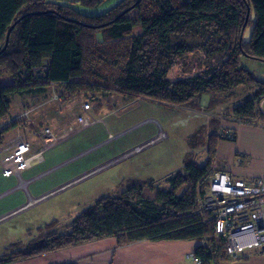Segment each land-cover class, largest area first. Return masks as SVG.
Masks as SVG:
<instances>
[{
    "label": "trees",
    "instance_id": "16d2710c",
    "mask_svg": "<svg viewBox=\"0 0 264 264\" xmlns=\"http://www.w3.org/2000/svg\"><path fill=\"white\" fill-rule=\"evenodd\" d=\"M100 1L82 2L95 7ZM136 1L120 0L103 14L87 15L64 3L0 0V125L7 123L12 97L35 96L47 88L53 89L50 96L61 89L65 100L88 95L95 102L101 95L117 93L128 100L146 98L191 108H198L195 99L203 96L211 108L249 89L251 94L232 109L231 117L241 122L264 119L256 110L264 83L241 63L243 57L264 62V0ZM250 8L254 20L246 21ZM17 20L4 48L6 33ZM248 26L252 31L244 41L242 32ZM199 48L209 55L227 50V59L205 77L169 82L166 77L175 60ZM218 118L207 122L216 126L204 143L205 164L184 162L182 171L167 178L164 189L129 180L120 193L102 197L81 212L65 233L51 232L53 221L39 229L35 241L23 247L10 244L0 264L104 238H114L117 247L195 241L199 245L193 254L200 264L229 261L223 239L214 233V221L196 205L208 190L209 177L220 171L213 167L221 139ZM17 123L0 127V144Z\"/></svg>",
    "mask_w": 264,
    "mask_h": 264
},
{
    "label": "rangeland",
    "instance_id": "374dc122",
    "mask_svg": "<svg viewBox=\"0 0 264 264\" xmlns=\"http://www.w3.org/2000/svg\"><path fill=\"white\" fill-rule=\"evenodd\" d=\"M119 2L120 0H102L95 6V10H86L82 7L78 10L87 15H100ZM247 33L248 29L244 38ZM203 53L205 52L199 48L180 56L175 60L166 79L174 82L195 76L205 77L210 69L222 65L227 59L224 55L228 52L222 50L210 55ZM241 63L252 77L264 83V62L243 57ZM49 93L50 91L47 90L31 98L44 100L48 98ZM250 94L251 90L246 89L211 108H207V96H203L199 101L195 99L198 108H195L196 105H193L194 108L189 105L166 106L146 98L128 100L117 93L101 95L99 101L95 102L88 95L69 98L73 101L72 105L65 106L62 112L55 115L57 118L54 119V125L45 121L43 126H49L55 133V130L65 129L75 121V112L79 108L77 104L83 105L87 102L99 108L97 114L92 115L94 118L99 117L100 120L47 149L42 155V161L35 163L32 170L30 168L21 174V179L27 181L47 171L27 184L26 189L18 188L20 180L15 176L5 175L0 167V257L10 244L16 243L23 247L35 241L39 229H44L53 221L55 226L51 232L65 233L66 227L81 212L92 207L102 197L117 195L123 190V183L127 184L129 180L148 182L164 189L167 186V178L182 171L184 162L205 164L207 156L204 143L208 133L216 126L213 123L211 127L207 125L209 118H218L220 115L231 117L232 109L241 105ZM15 97L11 98L10 116L15 115L16 108L13 103L16 107L20 104L22 106L30 98L27 95L17 99ZM6 124L8 122L1 124L0 127ZM233 126L236 132L240 128L259 126L264 128V119H256L253 122L234 121ZM39 128L40 126H37L32 132H19L15 136L20 135L24 140L30 139L29 142L31 141L30 144L33 146L38 143L36 139L41 140L38 134ZM14 132L11 130L6 134L7 139L1 144L6 145L12 140L15 137ZM157 136L162 137L156 139ZM234 137L236 138L235 134ZM153 139L154 141L143 147L140 152L107 167H100ZM227 142L231 141L227 140ZM221 143L220 140L219 144ZM40 146L39 144L35 150L39 151ZM227 151L228 154H233L235 150L226 149ZM236 154L238 153H235L234 158L238 159ZM244 160L242 162L235 160L234 164L242 166ZM227 164L228 157L226 161L215 158L213 167L230 175L233 174V177L238 179L250 180L259 177L252 175L257 174L256 172L249 173L247 178L242 175V171L240 175H236L233 168L227 167ZM95 169H97L95 173L72 182ZM247 169L246 172H249L253 167L251 170L250 167ZM220 264H263V260L255 255L248 259L230 258L229 261Z\"/></svg>",
    "mask_w": 264,
    "mask_h": 264
},
{
    "label": "built area",
    "instance_id": "2783aa9c",
    "mask_svg": "<svg viewBox=\"0 0 264 264\" xmlns=\"http://www.w3.org/2000/svg\"><path fill=\"white\" fill-rule=\"evenodd\" d=\"M59 99L58 93L53 91L51 100L58 101ZM82 109L86 114L77 115L75 121L59 133H54L49 126H40L38 134L41 139V147L39 151L34 150L30 142L24 140L20 135L15 136L8 143L6 142V145L0 144V167L3 173L7 176L17 177L20 180L17 187L24 189L27 184L47 173L46 171L27 181L21 179V174L24 171L42 161V155L47 149L99 121L88 113L92 109L89 102L83 104ZM256 110L264 118V97L257 103ZM28 114L29 111H26L21 117ZM220 134L221 139L231 140L234 133L225 128L221 130ZM153 141L154 139L147 141L100 167H107L134 155ZM96 171L97 169L92 170L72 182ZM196 205L198 212L209 214L214 221V233L223 239L225 254L229 258L248 259L250 256L258 255L264 264V168L262 176L250 180L235 179L225 171L215 172L208 179L206 194L197 199ZM191 259L194 264H200L196 256H191Z\"/></svg>",
    "mask_w": 264,
    "mask_h": 264
},
{
    "label": "crops",
    "instance_id": "0c3cea01",
    "mask_svg": "<svg viewBox=\"0 0 264 264\" xmlns=\"http://www.w3.org/2000/svg\"><path fill=\"white\" fill-rule=\"evenodd\" d=\"M44 1L69 4L77 9H80V7H82L86 10H95V7L85 5L82 2L83 0ZM249 17L252 21L254 20L252 8L249 9ZM247 29L248 33L244 38V34ZM251 31L252 26H248L245 30H243L242 39L244 41H247L249 39ZM47 90H50L51 93L53 89L47 88ZM57 90L61 91V89H56V91ZM59 91L56 92L60 96V99L58 101L51 100L52 95L50 96L49 94L48 98L44 100L33 99L31 98L33 96H30V98L22 104L24 108H22L21 104L17 105L16 107L13 103V106L16 108L15 115H9L6 122L10 123L18 119L19 124L17 123V125L6 132L4 134V139H7L5 138V135L11 132V130L15 131V136V134L19 132H32V129L36 128L37 126L43 125L45 121L53 123L54 125V119L57 118L55 117V115L58 112H62L65 106L69 104L72 105L73 102L69 98H67L66 100L63 99ZM18 97L19 96L15 97V99H17ZM75 97L78 96H73V98ZM37 102L39 104H37ZM55 104L58 105L55 106ZM77 105L79 106V108L75 112L76 116L80 114H86L82 109V105H80L79 103ZM26 111H29V114L25 117H21L22 114ZM88 113H90L92 117L93 113L97 114L93 106L91 111H89ZM96 119L100 120L99 117H96ZM219 120L220 130L225 128L231 130L236 135V138L234 137V140H230L231 142H227V140L221 139L222 143H218L217 146L216 158H221L226 161V157H228L227 167L233 168L236 175H240V172L242 171V175H245L246 178L248 177L247 175L252 172L257 173L252 175L262 176V164H264V128H260V126L258 128L247 127L240 128L238 132H236L234 131L235 129L233 126L234 118L220 115ZM55 131L56 133H58L62 130L58 129ZM36 140L38 141V143L36 145H33L34 150L39 144L41 145L40 140ZM226 149H233L235 151L233 152V154H228V151L226 152ZM235 153H238L236 154V156H238V159L234 158ZM235 160H237L238 162H242L244 160V163L242 166H238L237 164H234ZM248 167H250V170L252 167L253 169L249 172H246L248 170ZM254 168L258 170L255 171ZM260 171H262V174H260ZM25 172H27V170ZM231 177H233V174H231ZM198 245L199 244L195 241H142L123 247H117L114 238H104L9 264H194L191 256L194 255V250Z\"/></svg>",
    "mask_w": 264,
    "mask_h": 264
},
{
    "label": "water",
    "instance_id": "95a60500",
    "mask_svg": "<svg viewBox=\"0 0 264 264\" xmlns=\"http://www.w3.org/2000/svg\"><path fill=\"white\" fill-rule=\"evenodd\" d=\"M139 1H140V0H137L134 4H136V3L139 2ZM49 12H50V11H49ZM49 12H47V13H49ZM34 14L36 15V14H40V13H34ZM28 15H31V14H28ZM248 17H249V9L247 10L246 21H247ZM21 18H23V17H21ZM21 18H20V19H21ZM20 19H19V20H20ZM19 20H17L15 23H13V24L11 25V27L8 29V31H7V33H6V39H5V45H4V48L6 47V45H7V43H8L10 32L12 31V29L14 28V26L16 25V23H17ZM244 28H245V26H244ZM244 28H243V29H244ZM242 34H243V32H242ZM240 41H241V38H240Z\"/></svg>",
    "mask_w": 264,
    "mask_h": 264
},
{
    "label": "clouds",
    "instance_id": "9594fccd",
    "mask_svg": "<svg viewBox=\"0 0 264 264\" xmlns=\"http://www.w3.org/2000/svg\"><path fill=\"white\" fill-rule=\"evenodd\" d=\"M221 130H223V129H221ZM220 133H221V131H220ZM164 136V135H163ZM156 138H161L160 136H158V137H156ZM221 140V139H220Z\"/></svg>",
    "mask_w": 264,
    "mask_h": 264
},
{
    "label": "bare ground",
    "instance_id": "6f19581e",
    "mask_svg": "<svg viewBox=\"0 0 264 264\" xmlns=\"http://www.w3.org/2000/svg\"><path fill=\"white\" fill-rule=\"evenodd\" d=\"M21 187H22V185H21Z\"/></svg>",
    "mask_w": 264,
    "mask_h": 264
}]
</instances>
